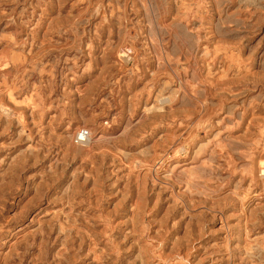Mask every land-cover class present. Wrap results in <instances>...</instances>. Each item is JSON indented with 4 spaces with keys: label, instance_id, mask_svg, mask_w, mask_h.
Instances as JSON below:
<instances>
[{
    "label": "rangeland",
    "instance_id": "1",
    "mask_svg": "<svg viewBox=\"0 0 264 264\" xmlns=\"http://www.w3.org/2000/svg\"><path fill=\"white\" fill-rule=\"evenodd\" d=\"M0 264H264V0H0Z\"/></svg>",
    "mask_w": 264,
    "mask_h": 264
},
{
    "label": "bare ground",
    "instance_id": "2",
    "mask_svg": "<svg viewBox=\"0 0 264 264\" xmlns=\"http://www.w3.org/2000/svg\"><path fill=\"white\" fill-rule=\"evenodd\" d=\"M9 111V110H8Z\"/></svg>",
    "mask_w": 264,
    "mask_h": 264
}]
</instances>
